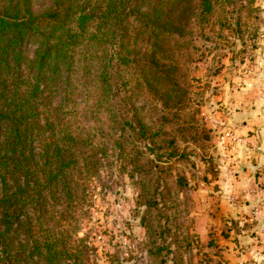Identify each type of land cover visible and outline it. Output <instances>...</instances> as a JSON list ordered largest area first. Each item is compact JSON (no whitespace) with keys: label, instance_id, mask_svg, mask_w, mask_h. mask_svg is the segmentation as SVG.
Wrapping results in <instances>:
<instances>
[{"label":"trees","instance_id":"trees-1","mask_svg":"<svg viewBox=\"0 0 264 264\" xmlns=\"http://www.w3.org/2000/svg\"><path fill=\"white\" fill-rule=\"evenodd\" d=\"M246 1L0 0V264H78L93 252L83 237L72 245L57 206L86 192L108 141L138 189L147 251L166 264L163 178L186 181L152 155L155 131L132 92L155 90L164 107L182 99L180 52L218 7L233 11L218 24L241 32ZM108 124L110 139L97 140Z\"/></svg>","mask_w":264,"mask_h":264},{"label":"rangeland","instance_id":"rangeland-1","mask_svg":"<svg viewBox=\"0 0 264 264\" xmlns=\"http://www.w3.org/2000/svg\"><path fill=\"white\" fill-rule=\"evenodd\" d=\"M35 1L37 4L41 0ZM244 3L254 11L251 15L245 9L240 11L241 32L233 31V25L218 24L233 12L232 8L226 13L218 7L212 18L214 25L205 27L204 36L192 35L191 45L180 52L183 63L176 76L182 99L170 98L169 106L164 107L155 90L139 85L132 92L141 122L155 131L156 153L152 155L186 181L178 186L168 174L167 179L163 178L166 185L162 183L165 203L161 219L167 227L164 244L169 247L166 264L225 261L216 240L220 231L227 234L228 218L221 215L215 182L228 154L229 140L235 139L228 122L230 109H240L233 100L244 105L251 91L264 94V0ZM111 131L109 124L100 128L96 139L109 140ZM156 131L160 134L156 135ZM111 147L108 141L107 154L102 155L97 172L93 169L91 178L88 176L91 182L90 186L86 183V192L78 191L69 200L59 202L58 217L62 218L58 223L73 234L71 243L83 237L84 244L92 247L93 252L78 264H159L147 251L146 229L141 222L144 208L137 197L138 189L120 171ZM140 147L137 154L145 159L142 154L147 150L143 144Z\"/></svg>","mask_w":264,"mask_h":264},{"label":"crops","instance_id":"crops-1","mask_svg":"<svg viewBox=\"0 0 264 264\" xmlns=\"http://www.w3.org/2000/svg\"><path fill=\"white\" fill-rule=\"evenodd\" d=\"M246 96L244 105L233 100L240 108L230 109L228 118L235 141L229 140L215 182L221 215L228 218L227 234L220 231L216 240L224 264L264 260V94L251 91Z\"/></svg>","mask_w":264,"mask_h":264}]
</instances>
